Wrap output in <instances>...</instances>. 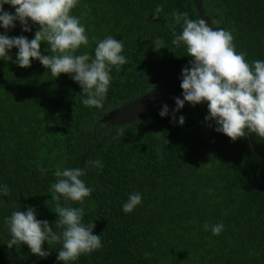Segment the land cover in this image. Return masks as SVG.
<instances>
[{"label": "trees", "instance_id": "trees-1", "mask_svg": "<svg viewBox=\"0 0 264 264\" xmlns=\"http://www.w3.org/2000/svg\"><path fill=\"white\" fill-rule=\"evenodd\" d=\"M157 5L163 11L154 20ZM200 5L209 24L232 32L237 52H245L248 61L264 60V0H200ZM4 9L15 13L10 5ZM173 11L198 19L191 0H80L73 9L89 36V45L76 54L94 57L97 40L108 35L124 42L128 63L120 72L111 69L102 109L83 105L86 97L68 74L55 78L38 60L29 68L0 60V185L11 190L9 197L0 196V264H63L56 259L59 243L45 242L47 258L33 255L27 245L7 247L5 219L28 206L53 231H62L55 224L57 203L82 206L83 222H94L93 234L102 238L101 249L70 264H264V141L247 135L233 142L215 131L218 125L205 120L206 102L185 104L175 122L176 107L166 117L159 111L121 124L102 119L189 66L186 47L171 43ZM15 23L8 36L31 40L39 28L30 21L32 30L24 32ZM157 38L165 47L159 51L152 42ZM47 47L41 44L43 55H50ZM17 52L10 50L13 60ZM120 126L123 137L117 134ZM89 158L101 160L103 168L88 167L82 177L94 189L84 204L52 200L56 168H84ZM38 165L46 169L43 174ZM132 193H140L142 203L126 214L122 206ZM219 223L224 230L213 235L211 226Z\"/></svg>", "mask_w": 264, "mask_h": 264}, {"label": "clouds", "instance_id": "clouds-1", "mask_svg": "<svg viewBox=\"0 0 264 264\" xmlns=\"http://www.w3.org/2000/svg\"><path fill=\"white\" fill-rule=\"evenodd\" d=\"M80 0H0V27L5 33H0V60L16 63L21 68H29L33 60L58 78L68 74L77 82L83 95L82 103L86 107L102 109L112 82L111 69L117 72L123 70L128 63L124 52L123 40H117L111 35L97 40L94 57L87 52L76 54L82 46L89 45V36L81 18L72 14ZM4 5H10L15 13L5 11ZM87 7V6H85ZM162 5L154 9V20L160 18ZM87 13H85L86 15ZM173 39L171 43L186 47L187 56L191 59L189 66L182 69L183 99L175 97L176 108L172 109V120L176 121L175 113L185 106V102L195 106L207 103L208 115L206 121H214L215 131L223 133L233 142L254 135L264 141V60L248 61L245 52H237L231 31L224 28L210 27L202 18L190 19L187 11L172 12ZM16 21L22 26V31L30 32L31 24L39 28L34 38L27 36H8L7 31L16 27ZM182 28L176 33L175 26ZM154 50L163 47V40L152 41ZM46 43L50 55H43L41 44ZM16 48V58L10 55V50ZM167 104L162 106L159 115H169ZM179 124L185 123V117H179ZM209 127L212 125L209 124ZM118 136L125 135L124 127L120 126ZM159 134V133H157ZM88 167L103 168L101 160L89 158L84 168H63L59 166L54 172L56 181L51 184L49 192L51 199L71 201L80 205L85 198L91 196L94 189L87 186L82 177L87 174ZM43 174L46 169L38 165ZM10 188L7 184L0 185V196L9 197ZM47 203V202H46ZM142 203L140 193L129 195L122 206L124 213H131ZM58 219L55 224L62 229L59 233L53 231L47 220L36 218V209L28 206L26 212L15 210L5 219L10 231L7 247L24 246L33 255L47 258L50 251L44 249V244L59 243L56 259L63 264H70L83 255L91 254L103 247L101 235H94L95 223L83 222L85 211L81 207L61 206L57 203L55 212ZM209 225L204 224L208 230ZM224 230L222 223L211 226L213 235L219 236Z\"/></svg>", "mask_w": 264, "mask_h": 264}, {"label": "water", "instance_id": "water-1", "mask_svg": "<svg viewBox=\"0 0 264 264\" xmlns=\"http://www.w3.org/2000/svg\"><path fill=\"white\" fill-rule=\"evenodd\" d=\"M198 18L206 20L201 5L200 0H191ZM207 21V20H206ZM208 22V21H207ZM209 24V22H208ZM210 27L215 26L209 24ZM182 82V76L158 86L155 89H151L148 92L128 101L119 108L108 111L103 117V120L110 122L111 124H121L134 121L143 117L150 116L156 112L161 111L164 104L168 105V108L176 107L175 97L183 99V90L180 87ZM185 104H189L185 102ZM249 147L252 153L255 154L260 160L262 156L254 151L253 145L249 142ZM260 166L256 170V174H259Z\"/></svg>", "mask_w": 264, "mask_h": 264}]
</instances>
